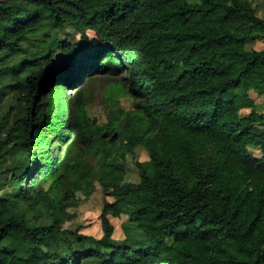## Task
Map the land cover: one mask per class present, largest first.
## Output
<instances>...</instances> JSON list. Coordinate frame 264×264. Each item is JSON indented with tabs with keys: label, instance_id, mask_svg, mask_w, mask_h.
<instances>
[{
	"label": "trees",
	"instance_id": "trees-1",
	"mask_svg": "<svg viewBox=\"0 0 264 264\" xmlns=\"http://www.w3.org/2000/svg\"><path fill=\"white\" fill-rule=\"evenodd\" d=\"M256 41L250 0H0L1 59L25 91L0 120V264H264ZM92 79L110 89L105 122L89 113ZM97 184L101 237L67 226Z\"/></svg>",
	"mask_w": 264,
	"mask_h": 264
},
{
	"label": "rangeland",
	"instance_id": "rangeland-1",
	"mask_svg": "<svg viewBox=\"0 0 264 264\" xmlns=\"http://www.w3.org/2000/svg\"><path fill=\"white\" fill-rule=\"evenodd\" d=\"M253 5L258 10V15L261 18H264V0H250ZM87 35L91 38H95V33L92 31H88ZM61 39H64L66 41L70 42H78L81 40V34L78 32H75L72 29H67V35L61 34ZM25 49L24 52H22L19 55H15L13 58L15 61H20L22 59L30 60L34 51L37 49V47L33 46L31 42H28L24 45ZM250 48L256 51H262L264 50V41H256L250 45ZM13 56H9V58H12ZM63 56L59 53H57L54 58L52 59V62L49 66L46 68L47 73H52L54 71H58L60 69L61 61ZM8 58V59H9ZM8 66H12L10 62L6 61L5 63L2 62L1 54H0V120L1 118L7 114L10 113V119H12L16 112H13L14 107L18 104V101L20 98H22L25 94L24 89H13V87H9V85H15L16 81L13 78V76L10 74V72L7 70ZM109 87L107 84L102 83L100 80L92 79L89 81L85 86V91L87 93L90 105H89V113L90 116L94 119H97L99 122H105L106 121V102L105 98L109 95ZM113 96V95H112ZM114 97V96H113ZM252 99L255 101V103L259 106L258 109L260 112L264 110V97H259L256 94H251ZM120 105L124 107L125 109H130L132 105V100L128 96H123L120 99ZM250 111L249 110H243V115H247ZM52 137V136H51ZM46 146V145H45ZM256 156H259V152H255ZM137 159L139 161H147L149 159L146 151L143 148L137 149ZM129 158V157H128ZM128 173L125 176V180L133 183H137L139 181V176L136 170V167L132 163V158H129L128 162ZM12 162L9 160L4 165V167H11ZM5 170L3 173H1L0 178H10L11 173L7 172L5 173ZM96 192L87 200H84L81 202V204L77 207H74L70 209V213L73 215V218L70 223L67 224V226H71L73 229H76L77 227H80L81 233L92 235L95 237H101L102 236V229H101V220L100 216L103 209V203H104V195L102 192L101 187L97 184L96 185ZM8 190V187H6ZM5 189V190H6ZM109 201H112V198H108ZM125 218L121 219H114L112 218L111 221L115 226V238L116 239H123L124 234L121 229L122 223L125 221Z\"/></svg>",
	"mask_w": 264,
	"mask_h": 264
}]
</instances>
